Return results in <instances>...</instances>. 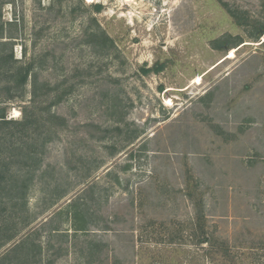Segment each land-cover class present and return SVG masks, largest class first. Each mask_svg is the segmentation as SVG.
Here are the masks:
<instances>
[{
    "label": "rangeland",
    "instance_id": "obj_1",
    "mask_svg": "<svg viewBox=\"0 0 264 264\" xmlns=\"http://www.w3.org/2000/svg\"><path fill=\"white\" fill-rule=\"evenodd\" d=\"M2 1L14 57L67 92L52 107L67 120L28 194L37 219L0 255L82 195L97 225L72 236L65 222L66 240L44 228L42 263L264 264V34L250 24L264 23V0H222L241 24L217 0ZM227 33L242 42L212 48Z\"/></svg>",
    "mask_w": 264,
    "mask_h": 264
},
{
    "label": "trees",
    "instance_id": "obj_2",
    "mask_svg": "<svg viewBox=\"0 0 264 264\" xmlns=\"http://www.w3.org/2000/svg\"><path fill=\"white\" fill-rule=\"evenodd\" d=\"M217 1L236 23L241 24L236 8L230 7L225 1ZM3 2L5 1H0V204H3L0 211H8L11 218L7 221L0 219V248L18 237L21 231L29 229L37 219V216L31 214L28 209V194L38 170L44 172L41 168L48 143L54 140L57 129L63 127L67 120L52 110L67 92L59 91L56 84L41 80L38 71H35L33 59L21 61L14 57L15 36L11 27L16 25V22L2 19ZM91 7L95 11H100L102 5L95 3ZM247 21L246 19L242 23ZM250 24L255 31L254 38L259 40L264 34V23L256 21ZM88 36V40L95 45L113 46V40L104 31H90ZM241 42L240 37L227 33L212 39L210 44L214 49L226 51ZM162 68L163 65L156 62L141 69L144 73H149L159 72ZM27 93L29 97L25 100ZM16 99L25 100L21 105V116L8 117L7 104ZM39 177L42 179L43 174ZM67 192L68 190L57 193L55 197L51 196L50 204H54ZM91 207L92 205L85 201L82 195H76L64 209H59L40 226L20 236L0 255V264H45L41 259L43 247L39 241L40 231L48 227L47 232L50 235L67 238L69 232L67 228H62V225L68 222L74 234L72 236L79 231L87 232L92 226L97 225V213ZM201 240L208 241L207 238ZM99 245L92 241L87 244L89 259H93ZM50 247L54 249L53 246ZM52 257L46 264L53 263L55 256Z\"/></svg>",
    "mask_w": 264,
    "mask_h": 264
}]
</instances>
